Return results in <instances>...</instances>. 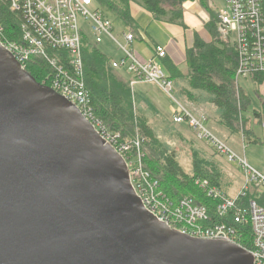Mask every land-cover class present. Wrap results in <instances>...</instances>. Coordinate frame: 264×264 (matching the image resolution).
I'll use <instances>...</instances> for the list:
<instances>
[{"label":"water","instance_id":"water-1","mask_svg":"<svg viewBox=\"0 0 264 264\" xmlns=\"http://www.w3.org/2000/svg\"><path fill=\"white\" fill-rule=\"evenodd\" d=\"M0 264H252L143 206L126 163L0 44Z\"/></svg>","mask_w":264,"mask_h":264},{"label":"built area","instance_id":"built-area-1","mask_svg":"<svg viewBox=\"0 0 264 264\" xmlns=\"http://www.w3.org/2000/svg\"><path fill=\"white\" fill-rule=\"evenodd\" d=\"M20 18L22 44L8 43L0 24V44L15 58L24 70L28 62L36 59L50 70L45 82L49 88L72 103L92 125L100 137L110 145L126 163L131 184L144 208L170 229L191 237L222 240L234 243L239 228H250L252 242L246 250L252 264H264V207L249 196L264 193V172L248 163L245 156L238 157L205 127V118L194 117L173 95L174 81L160 64L166 57L162 47L154 48V56L141 62L131 50L134 38L130 32L115 36L112 23L102 16L94 0H1ZM225 10L219 13L216 29L223 39L232 40L236 48L237 69L234 80L262 76L264 78V29L262 27L261 0H224ZM89 4L92 8L89 7ZM89 36L96 44L109 39L121 53L111 61L114 70L125 71L131 77L132 87L137 83L157 86L175 104L172 121L186 124L200 140L225 159L234 163L243 176V185L235 196H228L207 182H196L208 197L217 202L216 213L233 224H206L208 214L204 207L194 205L189 198L177 204L158 191V182L143 169L141 141H122L118 133L110 132L98 119L90 105L89 93L84 85L82 37ZM264 131V117L260 123ZM245 144L244 135L240 134Z\"/></svg>","mask_w":264,"mask_h":264},{"label":"trees","instance_id":"trees-1","mask_svg":"<svg viewBox=\"0 0 264 264\" xmlns=\"http://www.w3.org/2000/svg\"><path fill=\"white\" fill-rule=\"evenodd\" d=\"M102 16L112 23V32L117 37L130 32L134 39L138 36L139 27L131 14L133 4L151 15L156 22L185 28L183 5L194 2L208 17L205 25L212 41L204 42L194 34L193 44L186 49L187 74L183 75L166 57L161 59L162 67L171 80H186L188 89L182 88L179 93L188 102H195L194 93L205 92L210 103L219 111L217 123L231 134H242L245 144L264 146L262 139L254 134L253 126L261 123L264 117V105L258 106L241 90L235 80L237 54L234 43L218 34L216 25L219 13L212 9V0H94ZM264 29V0H261ZM119 23L121 31L116 32L114 24ZM0 24L9 43L22 44L20 18L12 13L7 4L0 0ZM82 60L84 85L89 93L90 105L95 116L102 121L112 133H118L122 141H141L143 152V169L158 182V191L173 204L183 198H189L194 205L204 207L208 214L206 224H233L228 218H221L216 213L217 202L208 197L196 182H207L223 192L220 184L221 170L213 160L203 159L197 152L191 153L192 174H186L178 164L175 154L168 151L159 141L149 126V119L136 113L132 90L129 83L112 69L111 60L98 50V44L83 35ZM24 71L38 85L49 88L44 83L50 70L36 59L28 62ZM257 87L264 82L262 76L251 77ZM50 89V88H49ZM251 108L249 118L243 112ZM262 107V109H261ZM215 154L219 155L211 146ZM258 205L264 207V193L253 192L250 196ZM252 242L250 228H239L234 243L242 248Z\"/></svg>","mask_w":264,"mask_h":264},{"label":"rangeland","instance_id":"rangeland-1","mask_svg":"<svg viewBox=\"0 0 264 264\" xmlns=\"http://www.w3.org/2000/svg\"><path fill=\"white\" fill-rule=\"evenodd\" d=\"M188 3V2H187ZM186 4V3H185ZM212 9H215L216 12L222 13L225 10V2L224 0H212ZM89 7L92 8V6L89 4ZM141 24H146L145 19L141 20ZM155 27L159 28V30L156 32L160 35L158 37V41H163L165 33L162 31V29L156 25V24H150L149 28L150 31L155 32ZM115 31H121L122 27L119 23L114 24ZM161 29V30H160ZM137 44H139L137 42ZM136 44V45H137ZM146 46V44H144ZM98 50L106 55L110 59H119L121 57V53L115 48L114 44L107 38H103V42L98 45ZM153 85V84H152ZM238 87L243 90L251 99L253 103H255L258 106L264 105V99L260 98L259 96V87L255 86L250 78H247L246 80L244 78H240L238 82ZM184 88L187 89V85L184 86L183 83H181L180 80L176 79L174 80V97L186 107V109L193 114V116L199 118L200 115L198 113H205L209 117L213 118L217 112L213 109L212 104L210 103L209 95L205 92H196L199 95L198 101L194 103V106L187 103L186 100L180 95L179 91ZM135 93V99L137 104V96L139 95L137 89L134 91ZM154 102H162L164 106L166 107V111L162 113V120H153L151 127L154 130V133L158 137L161 144L170 152H173L175 154V158L182 168V170L188 174H192V159H191V153L192 152H199L200 155L204 156L206 159H212L217 162L218 168L222 171L220 184L223 188L226 187V184H228V187L232 183V190L233 192L236 191L241 183V178L243 177L241 175V172L237 169L236 165L234 163L228 162L225 157L215 154V152L212 150L211 146L207 144L204 140H200L197 137V134L194 130L189 128L186 124L182 127H177L172 124L171 116L176 110V106L174 102L165 94H162L158 91H155L153 93ZM135 101V100H134ZM135 102V103H136ZM137 108L142 112V109L140 108V105H137ZM140 106V107H139ZM192 106V108H191ZM196 108V110H194ZM251 108L250 107L247 112H243V116L245 118H249L251 115ZM262 109V107H261ZM173 112V113H172ZM159 110L156 107V104L153 103V105H149V110L147 111V115L149 116H158ZM212 119L208 120L205 123V127L208 129V131L213 134L216 138H218L220 141H222L235 155L238 157H243L238 143H235L234 141L237 140V135H229V133L224 132V137L220 136L211 127ZM157 124V125H156ZM254 133L256 137L260 138L262 136V128L259 124H255L253 126ZM178 135H182L185 137L187 142L183 140H179L177 138ZM183 138V137H182ZM253 145L249 144L248 146ZM255 148L253 149L256 151V153H253L251 149H247L248 156H246V160L251 165L250 155H252L254 161L257 165H260L261 167L264 164V154L261 151V147L259 145H254ZM261 169V168H260Z\"/></svg>","mask_w":264,"mask_h":264},{"label":"crops","instance_id":"crops-1","mask_svg":"<svg viewBox=\"0 0 264 264\" xmlns=\"http://www.w3.org/2000/svg\"><path fill=\"white\" fill-rule=\"evenodd\" d=\"M131 14H132L133 19L135 20V22L137 23V25L139 27V31H138L137 38L133 40L130 48H131L132 52L134 53V55L141 62H146V61L150 60L155 54L154 48L159 46V47H162L166 50V58L168 60H170L171 63L183 75H186L187 74V66L185 63V60H186L185 51H186V49H188L192 46L194 34H197L200 37V39H202L206 43H210L212 41V38L210 37L209 33L207 32V30L205 28V25L208 22V17L204 12H202V10L194 2H188V3L183 5V21H184V25H185L184 29L179 27V26L164 24V23L154 21L150 14H148L147 12H145L144 10H142L140 7H138L135 4H133L131 6ZM143 19H145L146 24H141V20H143ZM150 24H156L162 29V31H164L165 36H164L163 41H158L157 36L160 35L159 33H157V36H156V32L159 30V28L155 27V32H152V31H150V28H149ZM102 42H103V40H102ZM137 42L139 44H137ZM229 43H230V45H232L231 44L232 40H229ZM144 44H146V46H144ZM110 60L114 61V59H110ZM115 60H117V59H115ZM159 61H160V64L162 65V61L161 60H159ZM119 74L124 78L125 81L129 82L131 80V77L128 74H126L125 71L120 70ZM177 79L180 80L181 83L184 84V86L187 85L186 80H184L182 78H177ZM136 89L139 93V95L137 96V100H138L139 104H137L136 99H135L134 91ZM187 89H188V85H187ZM131 90H132V97H133V102H134V107H135L136 113L138 115L144 116L145 118L149 119V121H150L149 126L150 127H151L152 123L154 122L153 120H155V121L156 120H162V113L166 111V107L164 106V104L162 102H156V103L154 102L153 93L155 91H158L162 94H164V93L157 86L149 84V83H137L131 87ZM259 96H260V98L264 99V82H262L259 86ZM194 98L197 99L195 102H188L187 101V103L194 106V103H196L198 101L199 95L197 93H194ZM209 101H210V99H209ZM153 103L156 104V107L159 110L160 114L158 116L156 115V116L151 117V116L147 115V111L149 110V105H153ZM136 104L141 106V107L140 106L139 107L142 109V112L137 108ZM192 106H191V108H192ZM213 109H214V107H213ZM194 110H196V108H194ZM214 110H216V109H214ZM216 112H217V114L213 118L209 117L207 114H205L203 112L198 113V115L203 116L205 118V120H206L205 123L208 120L212 119V121H211L212 122V124H211L212 129L214 130V132L219 134L221 137L222 136L224 137L223 133L224 132L227 133L228 131L226 129H224L223 127H221L217 123L218 117H219V111L216 110ZM172 118H173V115L171 116V121H172ZM172 124L174 126H177V127H182L183 125H185V124H175V123H173V121H172ZM151 129H152V127H151ZM152 131L154 133L153 129H152ZM229 135H236V134L229 133ZM155 136H156V134H155ZM177 138L179 140L184 139L187 142L185 137L182 135H178ZM260 139H262V142H264V131H262V136L260 137ZM234 142L238 143L239 149H240L242 155L248 156V153H247L248 148L251 149V151L253 153H256V151L253 150V149H256L255 146L254 145L248 146L247 144H244L240 134H237V140ZM261 149H262L261 151L264 154V146L261 147ZM197 153L199 154V152H197ZM249 155H250L251 165L254 168H256L257 170L264 172V164L262 167L260 165H257L256 162L254 161L252 155L251 154H249ZM200 156L205 160H212V159H206L202 155H200ZM213 161H215V160H213ZM223 174L225 175V173H223ZM230 184L231 185L229 187H228V184H226V187L225 188L222 187V188H223V191L228 196L232 197L238 193L239 189L243 185V177L241 178L240 186L236 191L233 192V190H232L233 185H232V183H230Z\"/></svg>","mask_w":264,"mask_h":264}]
</instances>
